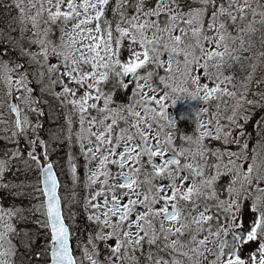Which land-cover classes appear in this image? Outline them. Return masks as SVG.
I'll use <instances>...</instances> for the list:
<instances>
[{"label":"snow or ice","instance_id":"6c2138e0","mask_svg":"<svg viewBox=\"0 0 264 264\" xmlns=\"http://www.w3.org/2000/svg\"><path fill=\"white\" fill-rule=\"evenodd\" d=\"M195 2L201 7L185 12L180 0H11L10 6L18 12L16 27L8 24L7 35L0 27V109L7 107L9 115L15 116L14 131L8 139L18 143L17 137L26 136L29 128L35 134L42 127L39 123L32 125L25 114L27 109L38 119L43 116L39 105L47 101L37 97V91L40 96L51 95L62 107L72 105L80 131L73 134L69 128L67 139L75 135L89 166L87 187L100 184L85 199L93 210L88 218L100 228L84 246L83 258L88 264H139L135 254L143 253L145 244L170 257L164 259L149 250L148 264H264V165L257 162L259 152L249 148L246 138L250 134L243 124L251 118L245 106L264 108V103L249 100L245 94L237 100L232 115L226 117V124L215 116L201 118L195 137L181 138L187 148L174 143L175 121L170 119L165 103L171 93H186L208 103L237 96L222 88V82L210 87L202 80L213 78L210 62L223 60L226 54L233 64L243 67L244 58L233 56L229 44L239 40L240 48L248 51L241 37L251 40L257 31L264 33V3ZM110 4L114 23L107 17ZM54 27L59 32L55 41L50 38ZM13 31L17 36L11 35ZM261 39L264 42V35ZM5 41L26 63L3 60L8 51ZM24 43L30 47L24 48ZM32 45L38 50L31 51ZM260 55L264 57V53ZM50 58L56 63H49ZM33 65L37 66L35 70ZM213 67L219 69L220 64ZM251 79L246 77L249 82ZM225 80L231 83L232 77ZM107 83L114 88H131L129 102L116 104L113 94L102 87ZM57 84L60 92L54 91ZM13 93L17 94L14 99ZM259 95L264 100V94ZM3 96L12 102L6 103ZM204 112H208L207 107L201 110ZM4 123L0 112V124ZM257 128H264V120ZM52 135L59 139L57 134ZM257 139H264V134ZM37 140L45 157L43 163L35 154ZM213 141L221 142L223 149L235 145L236 150L210 148ZM27 143V158L19 149L7 159L0 158V188H9L3 179L10 160H20L26 170H31L34 163L40 175L31 187L44 197L34 211L44 217L38 223L50 230L52 264H83L69 244L70 225L64 212L67 197L59 191L60 178L54 162L48 159L49 142L37 137ZM68 165L73 181H78L75 160L69 158ZM223 176L229 183L218 188ZM221 193L227 199H221ZM247 199H251L250 210L256 217L249 220L245 232L238 214L242 217ZM201 201H214L215 212L212 207L197 210ZM24 211L0 207V264H14L10 259L15 255L10 238L16 231L12 220L23 219ZM109 240L115 243L109 245ZM253 242L257 247L246 258L238 254L242 245ZM100 243L109 253L104 262L99 259Z\"/></svg>","mask_w":264,"mask_h":264},{"label":"flooded vegetation","instance_id":"af4514ba","mask_svg":"<svg viewBox=\"0 0 264 264\" xmlns=\"http://www.w3.org/2000/svg\"><path fill=\"white\" fill-rule=\"evenodd\" d=\"M180 6L182 10L185 12H187L190 8L201 7V5L199 3H196L195 0H180ZM111 9H112V5L110 4L107 11V17L109 20H113L114 23L115 21ZM128 11L129 14L132 13L131 9H129ZM209 34H213V33H209ZM11 35L14 37L16 36L15 33ZM58 36H59L58 29L54 27L52 31L51 39L55 41L57 40ZM4 47L8 50L7 53L4 55L5 57H8V55L11 58L16 57L15 55L16 51L14 50V48H9L7 41H5ZM223 50L224 49L220 51ZM125 56H127L126 52L123 53L121 59L123 60ZM50 63H56V60L54 58H51ZM216 64H220V67L222 65L224 67L226 66L225 60L221 61L220 58H216L210 62V68L212 72H215L217 70L216 67H213V65ZM55 78L56 77L54 75L53 79ZM206 82L212 83V86H214L215 83H217L214 76L212 79L206 80ZM68 86L74 87V85L72 84H69ZM33 87H35V85H33ZM102 87L105 92H111L113 94V100L116 104H127L129 102L131 96V88L127 90L114 88L112 83L104 84L102 85ZM221 87L226 88V86L224 85H221ZM54 91L55 92L61 91V87L59 84L56 85ZM189 91L192 92L194 91V89L190 88ZM80 94H81L80 92L77 93V95ZM35 95L39 97L41 100L47 101V104L42 103L39 105V107L43 109L44 114L42 117H39V119L41 120L40 125H42V127L37 129L36 133L49 142V152H50L51 162H54L55 169L61 181V188L59 191L63 196L67 197V201L64 203V212L65 215L67 216V220L69 224H71L73 235L77 238V246L80 250V253L83 254L84 246L88 245L89 238L94 237L96 233L100 231V228L97 225L96 221L90 220L88 218L93 210L85 204V199L89 197L91 193L99 189L100 184L97 183L93 185L90 189L87 187V176H88L89 166L86 165L85 163V157L81 156L80 154V147L79 144L76 142L75 135H73L71 139H67L69 135V128H71V132L73 134L77 131H80L78 117L77 115L73 114L72 105H68L67 108H65L62 107L59 101L54 99L51 95L40 96V93L38 91L36 92ZM229 100L230 97L223 96L219 100H213L211 103H208L203 100L191 98L186 93H171L170 99L166 100L165 103L167 105V110L170 114V119L175 121V126L172 129L176 136L174 143L177 146L183 145L185 148L189 147V145L186 144L181 138L185 136L195 137L196 132L198 130V121L201 118L207 120L210 118V116H215L217 119H220L222 123L226 124L227 123L226 117L228 116L227 108L229 107ZM173 101H175V103H173ZM47 106L49 107L48 110H47ZM205 107L208 108V112L201 113V110ZM198 113L201 115H198ZM94 114L95 113H93V115ZM69 118L71 120L70 124H69ZM49 121L51 122V131L47 130V124L49 123ZM53 133L57 134L59 139L54 138L52 135ZM220 143L221 142L213 141L209 144V147L223 149ZM5 147H7V145H5ZM69 158H73L77 165V175L79 177V180L76 182L73 181L72 176L70 174L69 165H68ZM112 170L115 171V168L113 167ZM207 174L208 173H206V175ZM227 184L228 182L224 183V185ZM220 198L227 199L226 197L223 196H221ZM204 207H212L213 212H215L214 201H207L206 203L201 201L199 209L197 210L203 209ZM245 214L246 213L243 202L242 217L238 214V218L241 219L243 229L245 232H247L249 230V228L247 227L249 222L246 221L249 219L245 218ZM220 219L221 220L225 219L223 213L220 214ZM212 229L213 231L216 230L215 222H213L212 224ZM80 231H82L81 234ZM203 235H206V232L201 233L199 238H202ZM227 239L230 241V236L227 237ZM114 243H115L114 240H109L107 242V244L109 245ZM246 245L248 244L242 245L241 249L238 252L239 255H241L242 250L245 248ZM254 245L255 246L248 249L247 254H249L252 250H254L257 247V243H255ZM98 247L100 251L99 259L102 262H104L105 257L108 256L109 254L106 249V245L104 243H100ZM149 250H151L153 253H156L159 256H162L164 259H170L167 253L163 251L157 252L155 246L149 249V247L145 244L143 253L137 252L135 254L139 258V264H148L146 256ZM216 252L217 249L214 248L213 253ZM180 259L183 258L181 257ZM83 264H88L87 260H84V258H83ZM185 264H187L186 261Z\"/></svg>","mask_w":264,"mask_h":264},{"label":"trees","instance_id":"16d2710c","mask_svg":"<svg viewBox=\"0 0 264 264\" xmlns=\"http://www.w3.org/2000/svg\"><path fill=\"white\" fill-rule=\"evenodd\" d=\"M10 0H0V27L6 29L5 34L7 35V25L11 24L13 28L16 27V11L10 8ZM13 31L11 34H14ZM17 58H21L19 54H15ZM263 88L258 89L255 92L256 96L254 98L257 103H264V100L261 99L259 94H264V57H263ZM248 110V114L251 117L250 121L247 124L255 125V131H257L258 137L264 134V128H257L256 123L264 120V108L260 107H251L245 106ZM49 107L47 106V110ZM245 131L249 129L244 128ZM47 130L51 131V122L47 124ZM255 134L251 129V134ZM256 135V136H257ZM252 138H250L251 140ZM256 141V138H255ZM259 156L264 153L262 150L264 148V139H261L257 142ZM15 145H10L7 147H0V154L7 159L8 155L12 152ZM8 152L9 154H6ZM24 158H27L25 153L22 154ZM9 175L8 178H5L3 182L9 185V188H6V191L0 188V195L5 191V202L8 206L14 208L25 209L23 212V219L15 218V225L17 226V232H15L12 240L13 245L15 246V261L21 262L22 264H46L49 259V239L50 232L49 229L41 226L38 221L44 219L40 212L34 211L35 207L40 204L41 200L37 197V192L34 190L31 185L37 183L38 175L37 168L35 169L34 163L31 170H26L25 166L20 160L12 159L9 161ZM24 187L13 188L12 185H21ZM17 193H24L19 195ZM82 231H80V234Z\"/></svg>","mask_w":264,"mask_h":264},{"label":"rangeland","instance_id":"374dc122","mask_svg":"<svg viewBox=\"0 0 264 264\" xmlns=\"http://www.w3.org/2000/svg\"><path fill=\"white\" fill-rule=\"evenodd\" d=\"M261 2L264 3V0H261ZM10 4H11V2H10ZM253 6L255 7V5H253ZM10 8H12V10H14V11L17 12V10L14 7H11L10 6ZM258 17L259 16H257L256 18H258ZM231 45L229 44V50H230L231 54L233 56L239 55V52L237 50V42L235 44V49L236 50L232 49V46ZM23 46L26 49H28L30 47L27 43H24ZM37 49H38V46L32 45L30 50L33 51V52H35V51H37ZM222 49L223 48H220V50H222ZM260 53H264V47H260L259 49L255 50L253 52V55H254L253 58L252 57H248V58H244L243 57L244 59L242 60V63H243V67L242 68L240 67V64H238V63L237 64H233L232 61H231V59L229 58V56L227 54L225 55L224 58L226 59V65L230 64L232 66L230 68L227 67V66L224 67L223 65L221 66V72H222L221 73V78L223 80H225V77H227V76L228 77H232V82L231 83H229L227 80H225L226 88L229 91H234V92L237 93V96L236 97H234V98L230 97L229 107L227 108V112H228L227 114H228V116L232 115V109L235 107V105H236L237 100L239 99V97L241 95H245L246 94L245 88L250 84V82H248L246 80V77H247L246 74L248 72H252V70L254 69V67L258 65V62H259L258 60L262 57L260 55ZM242 70H244L245 72L244 73H241ZM202 82H206V80H202ZM241 82H243V85H242ZM208 84L210 86H212V83H208ZM233 84L236 85L235 88L233 87ZM246 122L247 121H244L243 124H245ZM258 124H259V122L256 123V127H257ZM250 129H252L255 134L257 133V131H255V125L254 124L251 125ZM252 149L255 150V151L257 150L256 141L253 142ZM262 151L264 152V148H263ZM35 154L39 155V158H41V156H42V154H41V148H39L38 151ZM260 161H261V163H259ZM257 162H258V164L264 165V154L262 155V158H260V156L258 157ZM261 186H264V184H262ZM250 205H251V201L250 200H245L244 201V208H245V213H246L245 214V218H248L249 220L250 219H254L256 217V214L250 210ZM249 220H247L246 222H249ZM247 227L249 228V224H248ZM254 244H255V242L246 245L245 248L242 250L241 256L246 258L247 255H248L247 254L248 249H250L253 246H255ZM81 258L83 260V254L82 253H81Z\"/></svg>","mask_w":264,"mask_h":264},{"label":"water","instance_id":"95a60500","mask_svg":"<svg viewBox=\"0 0 264 264\" xmlns=\"http://www.w3.org/2000/svg\"><path fill=\"white\" fill-rule=\"evenodd\" d=\"M51 264H52V262H51Z\"/></svg>","mask_w":264,"mask_h":264}]
</instances>
